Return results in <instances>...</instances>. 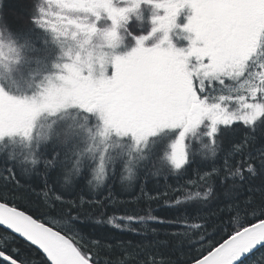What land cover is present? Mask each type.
Here are the masks:
<instances>
[{"label": "snow or ice", "instance_id": "6c2138e0", "mask_svg": "<svg viewBox=\"0 0 264 264\" xmlns=\"http://www.w3.org/2000/svg\"><path fill=\"white\" fill-rule=\"evenodd\" d=\"M26 4L13 25L0 0V264H171L184 243L188 264H264V0ZM18 171L149 199L163 183L173 216L101 212L85 235L82 199L57 194L53 221L16 205Z\"/></svg>", "mask_w": 264, "mask_h": 264}, {"label": "trees", "instance_id": "16d2710c", "mask_svg": "<svg viewBox=\"0 0 264 264\" xmlns=\"http://www.w3.org/2000/svg\"><path fill=\"white\" fill-rule=\"evenodd\" d=\"M5 9L4 14L9 23L15 25L17 18L27 16L26 0H4ZM3 166L0 165V175H3ZM18 187H14L11 191L17 193L12 197L13 202L26 210L30 211L34 216L40 217L44 221H53L60 219L61 212H67L66 207H57L55 209L56 215L51 214L52 202L55 196L61 191L65 197L64 203L82 199L84 207L91 209L88 216L81 218V224L84 225V233H91L93 237L98 235V230L94 227L95 217L103 212L106 216L112 215H144L149 205L154 215L171 219L173 211L167 206L170 203V198L176 193L170 188H166L163 183L150 182L147 186L148 191L155 196V199H149L145 194H142L137 187H128L126 184L120 182L119 178L110 183L107 189L93 191L90 188L81 184L78 188L68 191L67 189H57L53 184L49 183L45 187L42 178L35 174H24L18 171L17 177ZM0 191H4L2 183H0ZM167 191V196L161 194L156 196L157 192L164 193ZM45 192L48 193L47 197ZM66 222V221H63ZM62 222V223H63ZM138 227V225H132ZM159 228L161 238L167 233L174 230V226L169 225H151ZM107 231L114 233L117 236H124L133 240H139L140 237H135L128 232H118L114 229H107ZM151 239V237H148ZM147 242V240L145 241ZM13 248L21 251L25 257H37L35 249L27 245L25 241L17 238L12 244ZM198 253V249L194 250L189 244H177L171 248H166L161 251V254L166 260H170L171 264H188L191 258ZM38 258V257H37ZM103 259H119L120 257H102Z\"/></svg>", "mask_w": 264, "mask_h": 264}]
</instances>
